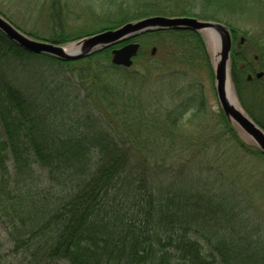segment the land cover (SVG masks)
<instances>
[{"label": "trees", "instance_id": "1", "mask_svg": "<svg viewBox=\"0 0 264 264\" xmlns=\"http://www.w3.org/2000/svg\"><path fill=\"white\" fill-rule=\"evenodd\" d=\"M247 1L259 5L258 0L199 2L233 10ZM183 2L107 0L105 10L115 28L118 14L124 15L121 22L128 16L184 15ZM49 5L58 25L48 41L64 44L91 35L84 28L66 30L68 15H77L80 7L63 0ZM168 31L187 35L193 55L202 49L210 64L205 39L195 30L152 31L120 45ZM111 49L65 61L28 51L0 31V222L12 248V260L0 258V264H264L262 230L251 222L257 211L252 207L242 215L226 172L218 173L215 159L208 157L211 142L197 145L198 152L193 144L184 145V160L176 161L169 159L175 149L171 142H138L149 131L140 124L144 118L127 117L130 101L117 103L107 86L115 81L114 68L128 69L110 62ZM231 58L232 76L240 78L233 66L235 46ZM75 75L83 85L92 84L97 106H105L102 112L66 91ZM263 94V112H254L262 128ZM222 113L227 133L238 141L231 142L234 147L264 157ZM118 114L124 115L123 127L114 120ZM156 126L154 121L151 136Z\"/></svg>", "mask_w": 264, "mask_h": 264}, {"label": "rangeland", "instance_id": "2", "mask_svg": "<svg viewBox=\"0 0 264 264\" xmlns=\"http://www.w3.org/2000/svg\"><path fill=\"white\" fill-rule=\"evenodd\" d=\"M63 1L64 4L68 2L73 7L84 9L88 7L87 12L79 8L77 15H68L70 21L67 31L84 28L94 34L115 26L108 22L111 18L107 15L108 10H105L107 0ZM199 1L184 0L185 11L184 15L180 16L216 20L233 29L235 34V37L233 35L235 40L233 47L235 46L237 49V59L233 66L234 72L236 71L240 78H237L236 74L232 77L235 86H237L240 103L254 119V112L258 115L263 112L262 102L259 101V98L262 92L264 93V81L261 82L262 78L258 79L256 73L264 71V0L261 2L258 0L259 5L257 6H253L250 1L242 4L239 2L236 5L241 8L233 10L222 9L216 4L204 6ZM49 3L50 0H0V11L23 31L40 37L34 36V38L47 40L52 37L53 32H56L58 25L56 19L51 15ZM122 16L124 15L118 14L114 18L119 17L120 19L118 27L129 21L140 19L139 17L129 19L133 16H128L124 18V22H121ZM166 16L175 15L166 14ZM186 36L183 37L174 31L140 36L134 40L140 43V50L134 58L133 65L127 67L128 69L114 68L111 76L102 71L101 77L105 81L110 80V77L115 80L108 81L107 86L114 94L113 99L117 103L124 104L125 101L126 103L130 101L127 117L132 118L133 115L140 116L141 114L144 118V122L140 124L142 129L145 128L149 131L138 142H171L175 147L172 155H169L171 161L184 160V145L191 146L193 144V150L198 152L197 145H202V142H211V145H208V157L211 160L215 159L218 173L226 172L229 178L228 183L234 187L231 192L239 200L238 208L242 211V215L246 211L250 214L252 207L257 211L254 222L252 220L251 222L252 225L254 224L262 230L260 238L264 246V157L250 154L240 144H235L236 147H234L231 143L238 141L227 133L226 120L216 93L213 63H211L212 52L207 44L210 64L202 49L193 55L190 49L191 45L186 44L189 43ZM241 37L245 38L243 43H240ZM196 46L195 44L193 48ZM111 58L112 55L109 58L110 62ZM82 63L86 65L87 61ZM93 63L96 64L94 60ZM249 74L254 77L250 83L247 80ZM20 80L18 82L21 83V77ZM70 80L71 86H68L66 91L70 92L72 97L76 94L79 101H90L86 107L88 106L94 112L96 110L102 112V106L104 108L105 106L103 104L97 106L95 98L98 95L94 93L92 84L89 85L86 82L83 85L77 76L76 78L70 77ZM90 82L92 81L90 80ZM135 102L142 104L140 109L133 105ZM81 105L85 106V103ZM80 107L82 108V106ZM116 117L114 119L116 123L123 127L124 115L118 114ZM154 121L157 122L158 130L151 136V125ZM164 126H167V129H164ZM238 132L246 144L255 145L239 129ZM203 152L202 156L205 158L206 152ZM200 158L202 159V157ZM210 159L207 160V163ZM250 200L255 201L254 206L247 204ZM8 240V234L0 222L1 259L7 258L12 253ZM8 259L12 260V256H9Z\"/></svg>", "mask_w": 264, "mask_h": 264}, {"label": "water", "instance_id": "3", "mask_svg": "<svg viewBox=\"0 0 264 264\" xmlns=\"http://www.w3.org/2000/svg\"><path fill=\"white\" fill-rule=\"evenodd\" d=\"M184 29L200 32L212 52L216 93L227 120L248 136L264 153V128L245 111L238 99L232 77L233 32L227 24L193 16L152 15L129 21L117 28L58 44L32 37L0 13V31L28 51L50 54L65 61H76L103 49L112 48L111 62L124 67L133 65L134 58L140 50V43L130 41L120 45L122 42L152 31ZM244 41L245 38L241 37L240 43ZM263 76L264 71L256 73L258 79ZM252 78L253 75L249 74L248 80Z\"/></svg>", "mask_w": 264, "mask_h": 264}, {"label": "flooded vegetation", "instance_id": "4", "mask_svg": "<svg viewBox=\"0 0 264 264\" xmlns=\"http://www.w3.org/2000/svg\"><path fill=\"white\" fill-rule=\"evenodd\" d=\"M235 41V40H234ZM239 47H241V44H239ZM256 58H258L257 56H256ZM256 60V59H255ZM247 80H248V78H247ZM254 80V77L252 78V79H250V80H248V82H252Z\"/></svg>", "mask_w": 264, "mask_h": 264}]
</instances>
